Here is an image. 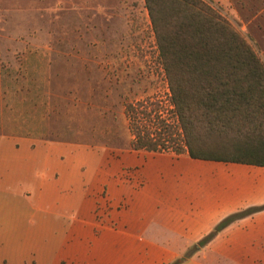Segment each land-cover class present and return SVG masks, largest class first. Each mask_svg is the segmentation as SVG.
<instances>
[{
	"label": "crops",
	"instance_id": "0c3cea01",
	"mask_svg": "<svg viewBox=\"0 0 264 264\" xmlns=\"http://www.w3.org/2000/svg\"><path fill=\"white\" fill-rule=\"evenodd\" d=\"M41 131L19 126L0 134V264H171L226 216L248 208L256 211L183 264L217 257L264 264V167L102 150L92 171V152L47 138L45 124ZM231 165L250 170L193 182L195 174Z\"/></svg>",
	"mask_w": 264,
	"mask_h": 264
},
{
	"label": "rangeland",
	"instance_id": "374dc122",
	"mask_svg": "<svg viewBox=\"0 0 264 264\" xmlns=\"http://www.w3.org/2000/svg\"><path fill=\"white\" fill-rule=\"evenodd\" d=\"M214 7L264 62V0ZM138 102L147 114L157 107L182 146L143 0H0V134L19 126L42 133L45 124L47 138L92 152L93 171L99 151L129 150L125 105ZM227 170L250 169L208 170L193 182L213 184ZM200 251L194 243L174 263Z\"/></svg>",
	"mask_w": 264,
	"mask_h": 264
},
{
	"label": "trees",
	"instance_id": "16d2710c",
	"mask_svg": "<svg viewBox=\"0 0 264 264\" xmlns=\"http://www.w3.org/2000/svg\"><path fill=\"white\" fill-rule=\"evenodd\" d=\"M143 4L183 142L176 144L174 129L157 107L147 114L138 102L125 105L129 150L264 167V62L249 43L252 39L247 41L210 0ZM255 211L226 216L196 245L205 247Z\"/></svg>",
	"mask_w": 264,
	"mask_h": 264
},
{
	"label": "built area",
	"instance_id": "2783aa9c",
	"mask_svg": "<svg viewBox=\"0 0 264 264\" xmlns=\"http://www.w3.org/2000/svg\"><path fill=\"white\" fill-rule=\"evenodd\" d=\"M98 213H97V217H98V219H99V221H105V219H104V217L106 216V209L105 208H101V207H99L98 209Z\"/></svg>",
	"mask_w": 264,
	"mask_h": 264
},
{
	"label": "water",
	"instance_id": "95a60500",
	"mask_svg": "<svg viewBox=\"0 0 264 264\" xmlns=\"http://www.w3.org/2000/svg\"><path fill=\"white\" fill-rule=\"evenodd\" d=\"M180 260H183V259H180Z\"/></svg>",
	"mask_w": 264,
	"mask_h": 264
}]
</instances>
